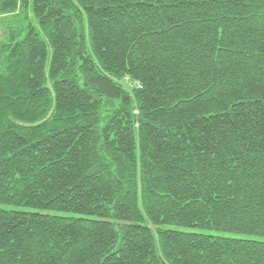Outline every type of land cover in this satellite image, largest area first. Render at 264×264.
<instances>
[{
  "label": "trees",
  "instance_id": "obj_1",
  "mask_svg": "<svg viewBox=\"0 0 264 264\" xmlns=\"http://www.w3.org/2000/svg\"><path fill=\"white\" fill-rule=\"evenodd\" d=\"M0 206V264H264V0H0Z\"/></svg>",
  "mask_w": 264,
  "mask_h": 264
},
{
  "label": "rangeland",
  "instance_id": "obj_2",
  "mask_svg": "<svg viewBox=\"0 0 264 264\" xmlns=\"http://www.w3.org/2000/svg\"><path fill=\"white\" fill-rule=\"evenodd\" d=\"M0 208H3V209H11L10 207H7V206H0ZM17 210H22V211H29L31 212L32 210H27V209H23V208H15ZM51 215H59V216H69L68 214H59V213H53V212H47ZM181 231H184V232H196V233H206V234H209V235H213V236H220V237H236V236H233L232 234H226V233H220V232H205V231H199L197 229H184L182 228ZM251 239H254V240H259V241H264L263 238H251Z\"/></svg>",
  "mask_w": 264,
  "mask_h": 264
}]
</instances>
